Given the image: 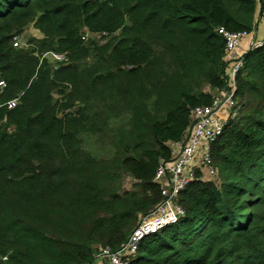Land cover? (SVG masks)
Listing matches in <instances>:
<instances>
[{
  "label": "trees",
  "instance_id": "1",
  "mask_svg": "<svg viewBox=\"0 0 264 264\" xmlns=\"http://www.w3.org/2000/svg\"><path fill=\"white\" fill-rule=\"evenodd\" d=\"M256 7L0 0V264H79L126 241L162 200L153 179L168 143L226 87L218 29L250 32ZM30 25L40 35L14 47ZM235 86L236 115L210 150L217 181L198 173L178 195L184 215L129 264H264V45L243 55ZM92 138L107 153L89 150Z\"/></svg>",
  "mask_w": 264,
  "mask_h": 264
},
{
  "label": "built area",
  "instance_id": "2",
  "mask_svg": "<svg viewBox=\"0 0 264 264\" xmlns=\"http://www.w3.org/2000/svg\"><path fill=\"white\" fill-rule=\"evenodd\" d=\"M254 30L255 24L250 32H229L222 27L218 29L231 61L225 71L228 82L223 91L215 92L210 105L197 106L190 111L191 123L183 138L168 143L170 159L159 160L153 179L159 186L161 202L138 218L136 227L118 249L100 248L91 261L79 264H129L144 237L176 223L184 215L178 203V195L195 180L198 173L204 179L217 181L216 169L211 164V145L222 134L228 121L235 117V78L242 69L243 55L264 45V40L251 43L245 53H241V41L249 38ZM91 37L102 38L106 35L86 34L82 39H93ZM12 45L17 48L27 47L20 42L19 36L13 38ZM42 58H47L52 63H60L66 59L64 53L58 52H47ZM0 86L3 87V84L0 83ZM17 103L18 99L10 100L6 107L12 110Z\"/></svg>",
  "mask_w": 264,
  "mask_h": 264
},
{
  "label": "crops",
  "instance_id": "3",
  "mask_svg": "<svg viewBox=\"0 0 264 264\" xmlns=\"http://www.w3.org/2000/svg\"><path fill=\"white\" fill-rule=\"evenodd\" d=\"M255 21L256 23L254 32L240 45L241 53H245L248 45H250L251 43H256L257 41L264 40V0H261V2L257 1Z\"/></svg>",
  "mask_w": 264,
  "mask_h": 264
},
{
  "label": "rangeland",
  "instance_id": "4",
  "mask_svg": "<svg viewBox=\"0 0 264 264\" xmlns=\"http://www.w3.org/2000/svg\"><path fill=\"white\" fill-rule=\"evenodd\" d=\"M38 35H40V34H39V33H38V32H37V31H36V30L30 25V26H28V27L25 29L24 33H23L21 36H19V39H20V42H21V43H25V44H26V41H27L28 38H30V37H38ZM91 38H93V37H91ZM95 38H96V37H95ZM244 40H246V39H243V40L241 41L240 45L242 44V42H243ZM239 49H240V47H239ZM235 115H236V114H235ZM86 147H87L89 150L93 151L94 154L97 155L98 157H99L100 155H103V154L107 153V150H106V149L103 150L102 148H100V147L98 146V144H97L96 141H95V138L87 139V141H86ZM132 184H133V182H132L131 179H129L128 177L123 178V180H122V185L124 186V187H123L124 190H125V189H128L129 187H131Z\"/></svg>",
  "mask_w": 264,
  "mask_h": 264
},
{
  "label": "clouds",
  "instance_id": "5",
  "mask_svg": "<svg viewBox=\"0 0 264 264\" xmlns=\"http://www.w3.org/2000/svg\"><path fill=\"white\" fill-rule=\"evenodd\" d=\"M250 51H251V50H250ZM248 52H249V51H248ZM248 52H246V53H248ZM246 53H245V54H246Z\"/></svg>",
  "mask_w": 264,
  "mask_h": 264
},
{
  "label": "water",
  "instance_id": "6",
  "mask_svg": "<svg viewBox=\"0 0 264 264\" xmlns=\"http://www.w3.org/2000/svg\"><path fill=\"white\" fill-rule=\"evenodd\" d=\"M192 125V124H191Z\"/></svg>",
  "mask_w": 264,
  "mask_h": 264
}]
</instances>
